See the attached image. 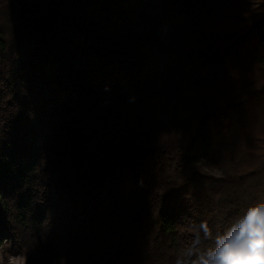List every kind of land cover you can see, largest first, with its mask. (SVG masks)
Wrapping results in <instances>:
<instances>
[{
	"label": "trees",
	"instance_id": "16d2710c",
	"mask_svg": "<svg viewBox=\"0 0 264 264\" xmlns=\"http://www.w3.org/2000/svg\"><path fill=\"white\" fill-rule=\"evenodd\" d=\"M261 69L264 0H0L3 259L202 264L264 205ZM153 117L165 141L122 146Z\"/></svg>",
	"mask_w": 264,
	"mask_h": 264
},
{
	"label": "rangeland",
	"instance_id": "374dc122",
	"mask_svg": "<svg viewBox=\"0 0 264 264\" xmlns=\"http://www.w3.org/2000/svg\"><path fill=\"white\" fill-rule=\"evenodd\" d=\"M262 75H264V69H261ZM246 72L242 71V75L240 77H238L239 80L243 81L242 85H248V82L250 80L253 79V76L251 74H245ZM259 84L262 85L264 87V78L261 80H259ZM251 87V86H250ZM242 88H248V87H242ZM231 91L234 90V88H230ZM157 118L153 117L152 119H145V120H141L139 121V124L137 125V131L135 132V137L130 136L128 138L125 139V141H123L122 146L125 145L126 147H128L129 149H133L135 146H145L148 143H151V141L156 140L157 138H162V140L165 141V139H167L168 137V132H166V129L163 128L164 126H160V124H158ZM176 138V137H174ZM236 138L239 140V138L236 136ZM141 141H138V140ZM247 144L246 141H243L242 143H239L234 149V155L236 157L239 158V162L242 163L241 160V156L239 153L243 150L244 146ZM232 153V150H231ZM247 158L249 159H257V161L259 162V143L257 145V150L254 153H251L250 155L247 156ZM243 160H245L242 157ZM213 160H215V162L221 163L222 161L219 160V158L216 156ZM220 161V162H219ZM257 161H250L247 163V166L249 167H254L255 164L257 163ZM199 168L201 171L209 174L210 176L214 177V178H225L227 180V178L225 177V174L223 173L222 169L219 168L217 166V164L213 163V162H206V161H201ZM225 168L227 169V174L232 173L234 170H239V174H244L248 176H246V180L243 181H247L248 184H251L249 187L252 186V190L251 191H247L246 194L243 195V199L246 200V202L249 204L251 201H249L251 196H254V191L256 193V197L259 196V183H255L254 181L258 180V176H257V172L256 175H250V172L246 173L248 168H246V170L244 171L242 169V165H238L235 167L234 164H230V163H226ZM239 168V169H238ZM256 168V166H255ZM255 170V169H253ZM240 178L239 176H236L235 178H231L230 181L235 183V182H239L240 180L238 179ZM229 181V180H227ZM229 181V182H230ZM255 184H257V186H255ZM249 189V188H248ZM0 264H25V259L22 253H16L14 255L9 256V258H7L6 260L3 259L2 255H1V251H0Z\"/></svg>",
	"mask_w": 264,
	"mask_h": 264
},
{
	"label": "clouds",
	"instance_id": "9594fccd",
	"mask_svg": "<svg viewBox=\"0 0 264 264\" xmlns=\"http://www.w3.org/2000/svg\"><path fill=\"white\" fill-rule=\"evenodd\" d=\"M202 264H264V205L249 209L238 225L218 238Z\"/></svg>",
	"mask_w": 264,
	"mask_h": 264
}]
</instances>
